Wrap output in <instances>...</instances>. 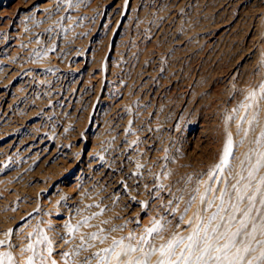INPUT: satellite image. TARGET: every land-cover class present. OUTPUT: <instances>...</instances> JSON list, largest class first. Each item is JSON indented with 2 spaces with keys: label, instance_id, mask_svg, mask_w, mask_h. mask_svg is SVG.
I'll use <instances>...</instances> for the list:
<instances>
[{
  "label": "rangeland",
  "instance_id": "374dc122",
  "mask_svg": "<svg viewBox=\"0 0 264 264\" xmlns=\"http://www.w3.org/2000/svg\"><path fill=\"white\" fill-rule=\"evenodd\" d=\"M257 186L264 0H0V253L101 264L122 240L157 264L198 225L236 232L248 196L237 240L264 232Z\"/></svg>",
  "mask_w": 264,
  "mask_h": 264
},
{
  "label": "snow or ice",
  "instance_id": "6c2138e0",
  "mask_svg": "<svg viewBox=\"0 0 264 264\" xmlns=\"http://www.w3.org/2000/svg\"><path fill=\"white\" fill-rule=\"evenodd\" d=\"M231 143L229 141L228 145L225 148L224 156L221 160V166H227L228 160L227 157L231 154ZM220 167V166H218ZM251 177V173H249ZM239 184V181L237 182ZM234 191L237 192L236 200L242 202L245 199L244 195H241L237 190V185H232ZM210 187L206 191H210ZM227 189L222 192L221 195V207L223 206V195L226 194ZM203 200L204 197H201ZM249 202V207L245 209L242 213V218L239 220L240 227L236 232L228 234L227 231L219 233L215 237L209 235L207 228L204 230L203 236H201L200 226L198 225L193 229L192 234L188 237H181L179 239L173 238L169 240L166 244L161 245L159 249H153L149 252L144 253L145 256H150L159 252L160 259L157 261V264H245L246 254L249 251H254L255 249H250L244 241H238L237 238L241 236L243 229L247 227V218L250 215L252 210L251 206L255 200L254 196L247 197ZM261 203L264 204V200H261ZM230 208L233 211V214L229 217L230 220H236V212H240L239 204H231ZM225 212L228 210L225 209ZM219 215V210L211 218L215 220L216 216ZM221 220H224V217H220ZM219 227V226H218ZM160 231V226L154 222L153 227L146 229L147 235L151 236L153 233H158ZM218 229H213V233H217ZM251 236V233L248 234ZM91 239H96V236L93 235ZM131 241L133 237H128ZM225 241L221 243V241ZM187 241V242H186ZM67 242V241H65ZM103 242V241H101ZM146 239L141 237L138 241V245H143L146 243ZM183 244L184 247L181 248L180 245ZM238 245H243L238 246ZM31 245H28V248H31ZM119 249V251H117ZM177 249H179V254L177 255ZM235 249V251H233ZM143 251L141 247H133L131 243L125 245L122 240H113L112 246L103 250L104 256H101V264H112L114 261L115 264H143V262L138 258H131V254L134 252ZM50 252V249H49ZM67 255V254H65ZM100 256L99 253L96 254ZM122 257H127V259L122 260ZM9 261L11 257H8ZM254 260H264V251L260 253L258 257H254ZM0 264H3L0 261ZM27 264H32L31 258L28 259ZM246 264H253L252 260L246 261Z\"/></svg>",
  "mask_w": 264,
  "mask_h": 264
},
{
  "label": "bare ground",
  "instance_id": "6f19581e",
  "mask_svg": "<svg viewBox=\"0 0 264 264\" xmlns=\"http://www.w3.org/2000/svg\"><path fill=\"white\" fill-rule=\"evenodd\" d=\"M229 4V3H228ZM108 21V20H107ZM135 93V92H134ZM84 94V93H83ZM92 95V94H91ZM8 103V102H7ZM246 118V117H245ZM241 124V123H240ZM23 133V132H22ZM42 139V138H41ZM20 140V139H19ZM229 141V140H228ZM24 143V142H23ZM231 151V150H230ZM23 152V151H22ZM228 158V157H227ZM84 172V171H83ZM81 173V172H80ZM217 173V172H216ZM222 174V173H221ZM106 176V175H105ZM75 177V176H74ZM222 178V177H221ZM108 179V178H107ZM114 185V184H113ZM218 189V188H217ZM216 190V189H215ZM264 189H261L260 186H257V189L255 191V194L259 193L260 195L264 193ZM221 192V190H220ZM258 196V194H257ZM202 210V209H201ZM204 210V208H203ZM203 213V212H202ZM206 213V212H205ZM197 217L199 216V211L195 214ZM54 220V219H53ZM178 221V220H177ZM52 222V221H51ZM62 222V221H61ZM63 223V222H62ZM201 225V223H200ZM58 226V225H57ZM264 228V227H263ZM262 228L253 226L250 228L249 233H251V236L248 234L246 237L242 240L244 241V244H246L250 249H255L254 251H249L246 254V261L252 260L253 264H264V260H254V257H258L262 251H264V232L261 230ZM7 237V235L5 236ZM58 246V245H57ZM62 246V245H61ZM243 246V245H238ZM55 245L52 243L49 246V249H54ZM58 248V247H57ZM235 251V249H233ZM9 254H5V252L0 253V261L3 262V264H26L23 257H19V255H16L15 257L11 254V252H8ZM11 257V260L9 261L8 257ZM15 259V260H14ZM13 260V262H12Z\"/></svg>",
  "mask_w": 264,
  "mask_h": 264
}]
</instances>
